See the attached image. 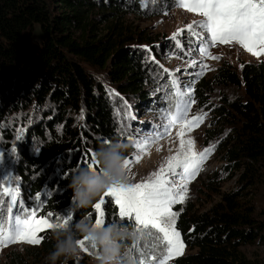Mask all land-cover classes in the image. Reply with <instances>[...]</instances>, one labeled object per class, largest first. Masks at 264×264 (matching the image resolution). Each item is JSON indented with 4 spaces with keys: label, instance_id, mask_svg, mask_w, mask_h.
<instances>
[{
    "label": "trees",
    "instance_id": "16d2710c",
    "mask_svg": "<svg viewBox=\"0 0 264 264\" xmlns=\"http://www.w3.org/2000/svg\"><path fill=\"white\" fill-rule=\"evenodd\" d=\"M150 1L145 9L139 0H0V145L5 148L15 129H23L13 170L26 195L40 194V216L51 212L55 219L71 211L75 223L92 213L95 222L93 204L100 196L91 206L78 207L69 187L80 157L104 141L126 144L124 155L129 156L128 135L118 120L133 124L126 113L137 117L146 97L140 89L150 85L148 72L153 69L121 20L127 14L153 13L158 0ZM34 27L37 41L30 40ZM150 48L155 53L154 45ZM213 86H241L244 98L220 96L216 106L208 105ZM191 98L218 124L232 125L234 116L239 117V130L228 138L232 148L225 150L233 169L241 168L243 177H250L252 165L264 167V62L243 64L239 74L222 64L209 80L191 85ZM106 200L105 224L115 221L134 231L132 221L122 220L115 204ZM221 201L198 215L174 209L175 228L194 252L168 264H250L240 248L264 244V205L255 215L253 208L238 205L234 194L223 195ZM54 231L39 234L43 239L38 252L48 258L55 250ZM130 244L124 241L122 254ZM87 260L86 254L61 256L55 264Z\"/></svg>",
    "mask_w": 264,
    "mask_h": 264
},
{
    "label": "rangeland",
    "instance_id": "374dc122",
    "mask_svg": "<svg viewBox=\"0 0 264 264\" xmlns=\"http://www.w3.org/2000/svg\"><path fill=\"white\" fill-rule=\"evenodd\" d=\"M163 1L158 0L157 6H152L153 13L151 14L143 12V15L127 14L121 20L124 28L131 34H135L134 41L139 43L138 47L140 49H144V58L147 63L151 62L150 68L153 69L148 72L150 85H143L140 89L144 91L146 97L140 104L139 113L133 124L130 122L128 124L126 118L118 120L122 131L128 137L129 135H135L137 129L148 132L152 130L153 125L162 123L163 117L159 110L167 107L168 102L165 101L164 97L169 91L170 80L173 75L179 79L183 89L188 84L192 85L200 80H209L217 67L222 64L229 65L236 74H239L243 64L264 62V55L254 56L236 43L220 44L217 42L208 49V56H201L197 52L188 55L189 49L197 46V41L195 37L190 36L187 26L192 24L193 21L202 19V17L199 13L189 12L185 8L174 6V0ZM124 3L127 4L126 1ZM138 3L141 7L145 5L146 9L150 6L151 1L141 0L140 2L139 0ZM178 32L179 35L174 39V34ZM136 37L144 40V43L140 44L139 39ZM38 39L39 32L37 27H34L30 40L37 41ZM149 44L152 47L154 45V48H156H153L155 53H153ZM194 58L198 61L197 66L190 67L189 64ZM201 60L207 67L202 74L197 75L201 71L199 64ZM101 78L106 82V86L113 88L105 77ZM220 96L230 100L240 99L241 101L244 98L241 86L238 88L213 86L212 92L206 96L208 105L216 106ZM118 100L122 105L120 111L125 113L123 99L119 97ZM132 106L134 105L132 104ZM197 116L202 117L200 123L192 125L185 123L181 127V123L177 122L168 130L167 134L157 139L148 147L145 153L141 154L139 163H133L131 171L128 173L132 183H139L147 179L152 172L158 171L167 158L175 155L180 149L181 140L185 141V149L188 147L187 141L191 140L193 151L200 153L207 149L208 152L195 176L187 182V191L183 201L172 205V211L175 213L174 219L176 220L178 211H183V209H189L190 213L198 215L217 204L222 205V196L225 194H234L238 205L253 208L256 215L264 205V167L259 164L252 165L251 176L243 177V170L241 168L233 169L232 163L225 156V150L232 148L233 141L228 138L233 135V131L240 128L241 121L239 117L234 116L232 125L218 124L219 120H214L207 109H200L195 103H192L187 119L190 121ZM128 125H131V127L129 128ZM16 129L9 144L5 145V148L4 145H0V151L6 153L4 165L9 168L15 177L17 176L13 167L17 152L22 144L21 141L24 138L23 129ZM17 135L20 136L19 140H17ZM128 141L130 146L128 157H132L137 153V150L129 138ZM0 143L2 144V142ZM14 145L17 149L15 153L12 152ZM19 187L21 197L28 205H31L35 197L30 198L28 193L26 195L24 192V190L26 191L25 186L21 185L20 181ZM116 208L118 215V206ZM175 208L178 211H175ZM53 220L55 219L53 218ZM128 242H131V244L124 251L123 258L129 264H136L139 253L133 246L137 243L145 252L154 250L150 247L152 242L146 237L139 239V234L135 239H128ZM38 251V244H29L23 241L0 247V264H51V260ZM192 252L194 250H189L184 246L181 254L171 258L168 263H171L178 256ZM240 252L250 264H264V244L245 245L240 248ZM84 254L88 257L85 264H97L98 256L89 254L82 249H80L77 256ZM129 255L132 259L128 258Z\"/></svg>",
    "mask_w": 264,
    "mask_h": 264
},
{
    "label": "snow or ice",
    "instance_id": "6c2138e0",
    "mask_svg": "<svg viewBox=\"0 0 264 264\" xmlns=\"http://www.w3.org/2000/svg\"><path fill=\"white\" fill-rule=\"evenodd\" d=\"M174 6L199 13L202 17L187 26L190 36L195 37L197 41V46L190 48L188 55L197 52L201 56H208V49L217 42L236 43L254 56L264 55V0H174ZM178 35L179 32L175 33L173 38ZM197 63L194 58L189 66L196 67ZM199 64L201 71L197 75L202 74L207 67L202 60ZM164 99L168 104L159 110L163 117L162 123L153 125L152 130L148 132L137 129L135 135L128 137L137 150L134 156L124 160V168L128 173L133 163H139L141 154L157 139L167 134L177 122L183 127L185 123L198 124L202 120L200 116L190 121L187 119L191 104L194 103L191 99V84L182 89L179 79L173 75ZM126 116L131 120L136 119L130 111ZM19 139L20 136L17 135V140ZM187 145L185 149V141L181 140L177 153L169 156L159 170L152 172L147 179L139 183L113 185L93 204L95 227L105 225V205L108 202L106 198H109L118 206L119 217L132 221L134 232L139 234V239L146 237L152 242L150 247L154 250L149 252L143 251L139 243L133 246L139 253L136 264H168L171 258L182 252L184 244L175 228L172 205L183 201L187 182L195 176L208 152L207 149L200 153L193 151L191 140L187 141ZM16 151L14 145L12 152ZM5 156L6 153L0 151V247L18 241L39 244L43 239L39 234L45 229H62L69 226L74 219L71 211L56 214L55 220L51 212L39 215L42 206L39 193L31 205L25 202L21 197L18 178L4 165ZM82 166L94 171L100 170L94 151H85L75 170ZM91 216L92 213H89L85 218L90 219ZM79 246L89 254H93L95 250V245H89L87 238L80 240ZM128 258L132 259L130 255Z\"/></svg>",
    "mask_w": 264,
    "mask_h": 264
},
{
    "label": "clouds",
    "instance_id": "9594fccd",
    "mask_svg": "<svg viewBox=\"0 0 264 264\" xmlns=\"http://www.w3.org/2000/svg\"><path fill=\"white\" fill-rule=\"evenodd\" d=\"M127 145L119 141L102 143L95 149L96 160L99 161V171L86 166L75 170L71 175L69 187L73 193V200L78 207L86 208L113 185H127L132 183L124 168L125 151ZM95 222L81 218L75 223L62 229H55V250L50 254L52 264L61 257L79 255V241L87 238L89 245L98 249L97 264H129L122 254L124 241L135 239V233L128 226L121 223H106L102 227H95Z\"/></svg>",
    "mask_w": 264,
    "mask_h": 264
}]
</instances>
